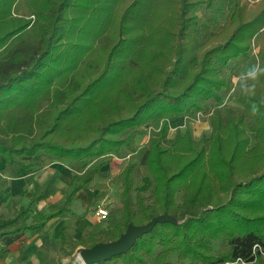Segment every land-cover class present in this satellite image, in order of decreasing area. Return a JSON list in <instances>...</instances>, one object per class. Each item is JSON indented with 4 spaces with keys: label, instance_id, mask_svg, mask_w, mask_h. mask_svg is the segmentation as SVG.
<instances>
[{
    "label": "trees",
    "instance_id": "1",
    "mask_svg": "<svg viewBox=\"0 0 264 264\" xmlns=\"http://www.w3.org/2000/svg\"><path fill=\"white\" fill-rule=\"evenodd\" d=\"M215 3L0 0V161L9 177L30 170L32 194L0 217V237L77 218V192L127 158L114 176L117 212L77 241L61 235L67 257L166 214L174 222L97 264H264L251 259L264 253V5L247 21L233 12L217 26ZM241 64L256 65L250 78L239 77ZM232 90L241 108H207ZM205 118L211 132L195 139L190 126ZM172 119L184 130L171 133ZM41 158L68 166L70 180L54 212L28 222L57 191L55 175L33 179ZM7 182L0 171V187ZM95 192L92 205L105 194L101 185Z\"/></svg>",
    "mask_w": 264,
    "mask_h": 264
},
{
    "label": "crops",
    "instance_id": "2",
    "mask_svg": "<svg viewBox=\"0 0 264 264\" xmlns=\"http://www.w3.org/2000/svg\"><path fill=\"white\" fill-rule=\"evenodd\" d=\"M116 160L121 161L120 159ZM111 162V164L115 163L113 160ZM40 163L42 168L34 175L33 179L37 184H43L49 177L55 175L54 186L57 191L53 196L38 202L33 212L25 217L28 222L39 220L40 213L46 216L53 213L54 209L49 207L62 200V194L59 190L65 188L70 180V168L68 166L45 158H41ZM125 164L126 162L118 171L113 170L112 165L106 167L105 170L110 172V176H115ZM0 171L3 178L8 180L5 187H0V217L9 218L15 214L19 206L26 204L32 196L30 193L31 185H27L25 180L30 170L17 169L15 177H9L3 161H0ZM97 182L99 181L95 180L93 183L96 184ZM95 190L96 188L90 187L77 192L70 206L77 218L71 219L69 215L66 217L54 216L46 221L44 228L38 234L24 231L0 237V264H66L72 259L74 260L75 253L82 247H77L72 256L67 257L64 252L65 248L69 247L68 242H64L60 237L64 235L65 238L69 237L71 240L77 241L88 231L98 226L99 223H102L95 216V210L98 206H102V203L112 201V193H108L107 189H102V192L105 193L104 197L94 204L95 208L92 212L91 207L88 206L92 205L93 197L96 194ZM13 201L17 203L15 204Z\"/></svg>",
    "mask_w": 264,
    "mask_h": 264
},
{
    "label": "rangeland",
    "instance_id": "3",
    "mask_svg": "<svg viewBox=\"0 0 264 264\" xmlns=\"http://www.w3.org/2000/svg\"><path fill=\"white\" fill-rule=\"evenodd\" d=\"M264 5V0H216L215 3V12L212 13L213 16V20L216 23V25H222L224 23H226L227 18L229 17V15L231 13H235L236 15H238L240 17V21H247L249 19H251V17H254L255 14L259 11V9L262 8V6ZM258 7V9H257ZM233 8H235V10H233ZM234 27V26H233ZM262 44L264 45V37L261 38ZM254 47V46H253ZM251 47V52L250 54L253 55V58H255V64H258V46H255L254 48ZM255 67L252 69H250V65L248 66L247 64H241L239 65L236 70L238 72V74L240 75L239 77H244V78H250L251 74L253 73V71H255ZM233 81H236V77L235 79H233ZM232 107L234 109L237 108H241V105L238 103L237 99H236V93L235 91H231L228 92V94H223L220 93L218 95L213 96V98H211L208 103H207V108L209 110H212L214 107H218V108H222V107ZM206 119V118H205ZM178 128L181 131L184 130V120L183 119H172L170 120V129L169 131H171V133L174 132V130ZM190 130L192 132V136L195 139L200 138L201 135L203 134H209L211 132L210 130V126L208 123V120L206 119L205 121H199L196 123H193L190 126ZM147 138L143 137L140 138L138 140V145H141L143 142H146ZM126 159H123V161H117L116 159H113V164H109L106 167L108 168L109 166H113V170L118 171L126 162ZM140 164H143L144 161L143 159H141ZM108 178H100L97 177L95 180L99 181L96 184L92 183L91 188L95 189L98 185H101L102 189H107L108 193H112V201H110L109 203H102V206H104L105 208H107V210L109 211V214L113 213V212H117L118 208H119V186L117 184V182L115 181L114 176H110V172L108 171ZM95 182V181H94ZM150 186V181L147 177H143L142 178V186L140 188H138L139 191L144 190V194H148V191L145 190L146 187ZM96 191V190H95ZM15 204L17 202L13 201ZM88 207H91V211L93 210V208H95V205H89ZM93 212V211H92ZM75 259L72 261H70L69 263L66 264H82L81 261L77 258V253ZM256 255V256H255ZM264 258V253L262 254H258V253H254L252 254L251 259L253 260H258V259H263ZM238 264H244L243 262H238Z\"/></svg>",
    "mask_w": 264,
    "mask_h": 264
},
{
    "label": "water",
    "instance_id": "4",
    "mask_svg": "<svg viewBox=\"0 0 264 264\" xmlns=\"http://www.w3.org/2000/svg\"><path fill=\"white\" fill-rule=\"evenodd\" d=\"M165 222L172 223L174 220H171L166 214H161L152 218L142 226H136L130 223L126 230L119 235V238L113 242H100L90 248L78 249V258L82 264H97L101 261L109 260L116 255L127 254L136 239L150 232L156 224Z\"/></svg>",
    "mask_w": 264,
    "mask_h": 264
},
{
    "label": "built area",
    "instance_id": "5",
    "mask_svg": "<svg viewBox=\"0 0 264 264\" xmlns=\"http://www.w3.org/2000/svg\"><path fill=\"white\" fill-rule=\"evenodd\" d=\"M108 210L105 207L98 206L95 210V216L100 220H103L107 217Z\"/></svg>",
    "mask_w": 264,
    "mask_h": 264
}]
</instances>
